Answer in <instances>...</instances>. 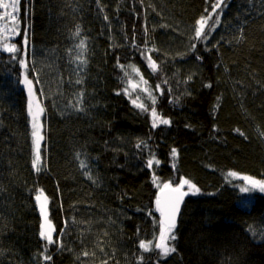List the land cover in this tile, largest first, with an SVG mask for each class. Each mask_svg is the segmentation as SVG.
<instances>
[{"label":"trees","instance_id":"16d2710c","mask_svg":"<svg viewBox=\"0 0 264 264\" xmlns=\"http://www.w3.org/2000/svg\"><path fill=\"white\" fill-rule=\"evenodd\" d=\"M214 2L19 0L16 32L0 19V36L9 31L8 45H23L28 65L0 40V264H140L141 255L155 264V253L138 247L157 235L148 215L159 217L153 174L200 189L187 196L170 241L177 252L160 264H264V194L241 193L246 182L227 175L264 179V0H224L211 51L197 43L192 52L197 21ZM140 50L161 71L152 73ZM26 74L43 108L40 172ZM131 84L157 95L170 125L151 128L131 99L150 101ZM141 141L148 149L137 148ZM153 157L160 163L149 169ZM41 191L63 247L40 236Z\"/></svg>","mask_w":264,"mask_h":264},{"label":"snow or ice","instance_id":"6c2138e0","mask_svg":"<svg viewBox=\"0 0 264 264\" xmlns=\"http://www.w3.org/2000/svg\"><path fill=\"white\" fill-rule=\"evenodd\" d=\"M224 0H215V2L211 5V12H208L206 9L205 11L208 12L207 16H202L197 21V26L194 28V36L192 38L190 44V50L192 52L196 51L197 43H201L205 46V51H211V48L207 47V41L209 40L211 33L215 31L216 27L219 26L220 20L219 16L223 13V5ZM19 4V0H12L11 3L5 2V0H0V11L3 12V16L0 19H8L12 22V31L13 33L16 32V12H17V5ZM11 9V11H9ZM219 9V11H217ZM213 16H216V19H213ZM106 18V17H105ZM212 21L211 25H209V21ZM147 31V29H145ZM76 36L80 35L79 26H77V31L75 33ZM7 37L5 38V43L3 46V51L8 54H13V58L15 59L17 55L21 57L19 59L20 65L27 69L28 65L26 63L27 52L24 50L23 45L21 48H17L15 43H12L11 46L7 43ZM24 39V45L27 44L26 37ZM147 41H145V45ZM78 47L81 49V52L85 50V42L83 40L80 41ZM214 48H219V42L212 45ZM139 49V46H137ZM140 54L142 56H146L149 62V66L152 70V73H156L161 71L159 66L156 64L154 60H152L151 55L145 53L143 50H140ZM79 58V57H77ZM197 60L202 61L203 57L199 56L198 54L195 57ZM86 60H82L81 64H85ZM118 66L121 69H124L125 66L118 63ZM129 67H132L129 65ZM132 71L139 74V69L132 67ZM125 76H128V73H125ZM143 80V77H141ZM24 82L28 86L29 95H33V80L28 79L27 74L25 75ZM36 82L39 83V77L36 76ZM80 83V81H77ZM143 83L147 85V81L143 80ZM163 84H167V80L164 79L161 81ZM132 89H140V92L146 94V99L150 101V104H145L143 102L138 103L137 101L140 100V95L137 94L136 98L131 99L132 105H134L137 109L141 112L148 113L150 115V123L151 128L155 129L160 125H170L171 120L168 118H164L162 114L157 112L155 107L157 103V95L153 94L147 86L140 88L139 84H131ZM205 87L211 88L212 84L209 83L205 85ZM171 90L169 89V92ZM125 94H128V89H124ZM155 92H157L160 96L164 94V89L161 88L160 84L155 86ZM120 94V93H117ZM82 96V93H81ZM172 101H170L171 103ZM28 112L31 116V127H32V143L35 148V156L32 160L33 168L36 172L41 171V141L44 139L43 135L41 134L42 125L40 123V116L43 113V108L39 106V104H33V100H29L28 103ZM239 131V130H237ZM243 135V133H240ZM137 148L148 149V143L145 141H141L137 144ZM178 151L173 148L171 150V156L175 159L178 157ZM160 162L159 160L155 159V157L147 160V167L151 169L154 164L158 165ZM81 166L85 167L83 162H81ZM173 167L175 165L173 164ZM89 176V179H92L89 173H85ZM228 177L230 178H239L246 182L244 186L239 188L241 193H251L253 191L258 190L260 193H264V179H256L250 175L239 176V174L235 171H229ZM154 179L153 183L154 186L158 189V194L155 198V211L159 213V217L153 216L152 212H149V217H152V222L154 227L157 230V235H155L151 240H144L141 239L139 241L138 247L139 249L143 250V252H154L156 255L155 264H160L161 260H165L169 255L176 253L177 249L174 244H171L170 241H175L177 236L175 234V229L177 228L178 217L181 211V206L184 202L186 196L191 194H196L200 192V189L193 184L189 179L182 178L178 182H173L172 180H168L166 182H157L158 178L155 177L153 174ZM187 189V190H185ZM35 200L39 203V211L43 217L44 223L41 224V231L40 236L48 243V244H56L57 247H63L62 241L59 237L63 235L61 231L57 239H53V234L56 232L55 226L51 223L48 219L49 212H48V197L43 194L41 191L39 195L35 196ZM67 223V221H65ZM139 232V230H138ZM153 241L155 243L153 244ZM85 256L88 255L87 252L83 253ZM45 261L51 260L50 255L43 256ZM140 264H143L144 256L141 255L138 257Z\"/></svg>","mask_w":264,"mask_h":264},{"label":"rangeland","instance_id":"374dc122","mask_svg":"<svg viewBox=\"0 0 264 264\" xmlns=\"http://www.w3.org/2000/svg\"><path fill=\"white\" fill-rule=\"evenodd\" d=\"M1 28H3V25H1L0 24V31H1ZM9 38V31L8 32H4L1 36H0V40H2V42H4L5 41V38ZM30 99L32 100V96H30ZM33 103H34V106H35V104H39V106H40V103L39 102H37L36 100L35 101H33ZM41 107V106H40ZM42 108V107H41ZM41 134H42V129H41ZM254 192V191H253ZM252 193V192H251ZM254 193H260L259 191H257V192H254ZM40 194V193H39ZM38 194V195H39ZM260 194H264V193H260ZM37 205H38V207H39V203L37 202ZM48 212H49V202H48ZM41 217H42V215H41ZM48 219L50 220V213H49V216H48ZM42 220H43V217H42ZM51 221V220H50ZM43 223H44V221H43ZM52 223V222H51Z\"/></svg>","mask_w":264,"mask_h":264},{"label":"water","instance_id":"95a60500","mask_svg":"<svg viewBox=\"0 0 264 264\" xmlns=\"http://www.w3.org/2000/svg\"><path fill=\"white\" fill-rule=\"evenodd\" d=\"M186 200H187V196L185 197L184 202H183V204L181 206V211H180V214H179V217H178V221H179V218H180V215H181V212H182V209L184 207V204H185ZM177 224H178V222H177Z\"/></svg>","mask_w":264,"mask_h":264}]
</instances>
